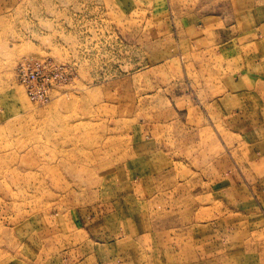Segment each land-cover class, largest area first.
Wrapping results in <instances>:
<instances>
[{"label": "rangeland", "instance_id": "1", "mask_svg": "<svg viewBox=\"0 0 264 264\" xmlns=\"http://www.w3.org/2000/svg\"><path fill=\"white\" fill-rule=\"evenodd\" d=\"M263 34L264 0H0V264H62L41 219L127 205L132 170L140 188L154 179L140 212L182 226L185 244L201 224L215 264H264L261 181L241 153L263 140L248 130L264 129V86L244 129L214 103L260 62ZM46 59L66 81L33 102L16 68Z\"/></svg>", "mask_w": 264, "mask_h": 264}, {"label": "crops", "instance_id": "2", "mask_svg": "<svg viewBox=\"0 0 264 264\" xmlns=\"http://www.w3.org/2000/svg\"><path fill=\"white\" fill-rule=\"evenodd\" d=\"M247 33V31L240 33V37H249V35H252V33ZM262 36H264V34ZM258 43L257 41L255 46L259 49L262 45ZM223 48L228 51L233 50L231 48L226 49L224 46ZM225 57L228 56L226 55ZM263 65L264 54L261 56L260 62H257V60H247V67L250 71L246 70V75H243L241 78L239 77L237 81L232 83L233 85H231L230 82L229 89L226 91L225 95L214 102L220 109H222L221 103H224V109L222 110L225 123L229 126L233 125L236 130L238 128L244 129L246 126L244 118L253 116L252 109L249 110L248 101H260L255 96L260 95L259 92L264 86V75L261 76L260 73L264 70ZM259 66H262L261 70L258 69ZM252 96L253 99H251ZM244 102L247 103L245 104ZM261 107L259 109H261ZM262 115L263 114H256V116ZM240 117L239 126H237L236 119ZM257 128L258 125L255 124L248 132L255 136L260 134L264 135V129L258 130ZM241 153L244 157L243 163L241 162L242 166L245 167L246 170L249 169L252 173L254 172L259 177L255 179L261 181V184L254 188L253 193L255 196L259 197L255 206L256 212L260 211L264 213V210H262V208H264V136L262 141L246 146L245 151ZM250 166L252 169L249 168ZM130 172V176L136 179L133 180V182L137 183V189L135 191L131 189L126 192V194L130 196L126 198L127 205H115L118 203V201L115 200L114 207L107 210L104 202L101 201L100 206L90 209L89 211L83 209L77 212H63V210L51 214V219H41V222L47 227L46 234L55 239L56 246L61 251L59 252L61 263L215 264V255H212L213 253L203 252V250H205L204 247L209 245L204 246L205 243L201 244L200 228L198 227L201 226V224L193 223L192 226L185 228L187 235V242L185 244L182 226L179 227L180 225L178 224L171 226L168 221H164V223L160 221L162 222L160 223L156 219L153 220L151 208L147 212H140V210L142 211L143 208L147 206V204L144 203L149 202H144L141 198L153 195V187L151 185L153 176H149L150 178L146 177V180L144 179L145 181H143V186L140 188L141 185L137 180H142L143 172H138L137 174L134 173V170ZM161 176L171 181L172 174H163ZM246 177L247 174L244 175L242 173L241 178L246 179ZM229 178L224 177V180L225 184H227L234 179L233 183H235V187L231 188V190L233 189L231 192H237L236 190L238 189L239 183V191L243 190V185L247 190L246 181L239 180L238 183L235 177L231 179L229 176ZM181 187L185 189L183 184ZM196 188H199V184L196 185ZM131 192L134 193V195H132ZM175 193V197L178 198L182 195L185 196V193L180 195L178 187H176ZM119 194H121V192ZM242 194L243 193L240 192L241 197ZM200 212L201 211L193 212L191 214L192 222L194 218L197 219L199 217ZM203 227H206V225ZM207 230L208 229H205L201 235L206 236ZM194 232L197 233V235H195ZM204 240L205 238L202 239V241ZM257 244L260 243L257 242ZM202 245L203 253L201 254L199 250Z\"/></svg>", "mask_w": 264, "mask_h": 264}, {"label": "built area", "instance_id": "3", "mask_svg": "<svg viewBox=\"0 0 264 264\" xmlns=\"http://www.w3.org/2000/svg\"><path fill=\"white\" fill-rule=\"evenodd\" d=\"M16 79L28 99L37 103L46 102L51 98L54 85L66 81V69L49 59L28 61L17 66Z\"/></svg>", "mask_w": 264, "mask_h": 264}]
</instances>
